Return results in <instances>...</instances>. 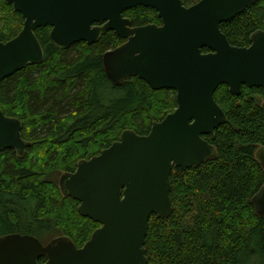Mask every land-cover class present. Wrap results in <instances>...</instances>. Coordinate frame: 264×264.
<instances>
[{"label":"trees","instance_id":"trees-1","mask_svg":"<svg viewBox=\"0 0 264 264\" xmlns=\"http://www.w3.org/2000/svg\"><path fill=\"white\" fill-rule=\"evenodd\" d=\"M127 14L138 25L161 20L144 6ZM23 23V15L0 0V41L17 36ZM221 30L232 45L249 46L251 35L264 30V0L222 23ZM36 36L43 61L0 82V109L22 122L30 142L23 155L0 152V237L29 234L46 244L67 236L80 247L101 224L82 216L79 201L62 193L61 175L100 154L125 130L148 134L155 121L176 109L177 94L154 90L139 77L114 85L103 63V54L119 40L112 32L69 49L51 42L49 27L37 29ZM215 99L227 120L214 138H204L217 157L197 168H173L175 208L166 219L151 216L147 264H264V217L252 202L264 184L256 156L264 146V88L244 85L234 95L222 84Z\"/></svg>","mask_w":264,"mask_h":264},{"label":"water","instance_id":"water-1","mask_svg":"<svg viewBox=\"0 0 264 264\" xmlns=\"http://www.w3.org/2000/svg\"><path fill=\"white\" fill-rule=\"evenodd\" d=\"M257 1L199 0L186 6L183 0H5L25 21L17 36L0 41V82L43 61L35 34L39 27L52 26L51 41L63 49L96 43L115 30L129 40L103 56L111 82L139 77L154 90H175L177 107L148 134L125 130L100 154L61 175L62 193L79 201L82 216L101 224L84 246L67 236L43 244L33 235L8 234L0 237V264H40L42 257L43 264L148 263L149 220L153 214L166 219L175 208L173 168H197L217 157L204 136L214 138L227 120L215 99L218 87L226 84L234 95L244 85L264 88V30L254 32L245 47L232 45L221 30L222 23ZM139 5L157 10L162 25L129 29L123 12ZM29 145L22 122L0 109V152L14 149L23 155ZM256 156L264 168V146ZM252 202L264 217V184Z\"/></svg>","mask_w":264,"mask_h":264},{"label":"flooded vegetation","instance_id":"flooded-vegetation-1","mask_svg":"<svg viewBox=\"0 0 264 264\" xmlns=\"http://www.w3.org/2000/svg\"><path fill=\"white\" fill-rule=\"evenodd\" d=\"M184 3V2H183ZM196 3V2H195ZM194 4V3H193ZM190 5H192V4H190ZM190 5H186V6H190ZM139 6H143V5H139ZM136 7H138V6H136ZM136 7H132V8H129V9H127V10H125L124 12H123V17L124 18H126V19H129L130 20V22H131V25L129 26V29H134V28H137V27H143V26H146V25H149V24H156V25H159V26H161L162 25V20H160V21H158V22H152V23H148V24H141V25H138V24H134L133 23V20L131 19V17L127 14V12L129 11V10H131V9H134V8H136ZM144 7H147V6H144ZM147 8H151V7H147ZM152 9H154V8H152ZM155 10V9H154ZM156 12H157V10H156ZM21 13V12H20ZM22 14V13H21ZM23 15V14H22ZM157 16H158V12H157ZM24 17V16H23ZM158 18H159V16H158ZM160 19V18H159ZM24 21H25V18H24ZM103 24L104 23H96L95 25L96 26H103ZM94 25V26H95ZM23 27H24V23H23ZM44 27H49L50 28V33H51V31H52V26H50V25H48V26H44ZM39 28H41V27H39ZM38 28V29H39ZM23 29V28H22ZM108 32H112L115 36H117L118 38H119V40H117L116 42H115V44H116V46L114 47V48H112V49H109V50H113V49H116L117 47H119V46H121V45H123L124 43H126L128 40H129V37H122V36H120L115 30H110V31H108ZM108 32H106V33H103L102 35H101V37L102 36H104L105 34H107ZM20 33V32H19ZM35 34H36V31H35ZM101 37H100V39H101ZM50 39H51V37H50ZM99 39V40H100ZM98 40V41H99ZM97 41V42H98ZM52 42V41H51ZM81 42H85V41H81ZM53 43V42H52ZM79 43V42H78ZM86 44H88L87 42H85ZM53 44H55V43H53ZM76 44V43H75ZM94 44V43H93ZM56 45V44H55ZM74 45V44H73ZM72 45V46H73ZM88 45H91V44H88ZM56 46H58V45H56ZM58 47H60V46H58ZM61 48V47H60ZM63 49V48H62ZM108 50V51H109ZM105 54V53H104ZM104 54H103V56H104ZM132 78V77H131ZM130 79V78H129ZM128 79V80H129ZM127 81V80H126ZM126 81H124V82H126ZM123 82V83H124ZM123 83H121V84H123ZM114 84V83H113ZM120 84V85H121ZM115 85V84H114ZM117 86H119V85H117ZM99 228V227H98ZM91 238V237H90ZM55 239V238H54ZM50 242V241H49ZM87 242V241H86ZM85 242V243H86ZM84 243V244H85ZM47 244V243H46ZM84 244L82 245V246H84ZM82 246H80V247H82ZM78 247V246H77ZM42 259H43V262L42 263H40V264H43V263H45L46 262V259L44 258V257H42ZM40 260V259H39Z\"/></svg>","mask_w":264,"mask_h":264}]
</instances>
